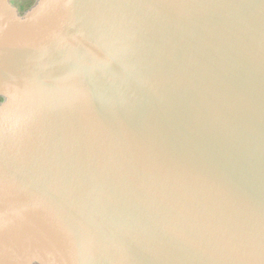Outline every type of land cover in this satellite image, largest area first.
Segmentation results:
<instances>
[{"label":"water","instance_id":"obj_1","mask_svg":"<svg viewBox=\"0 0 264 264\" xmlns=\"http://www.w3.org/2000/svg\"><path fill=\"white\" fill-rule=\"evenodd\" d=\"M0 0V264H264V0Z\"/></svg>","mask_w":264,"mask_h":264},{"label":"rangeland","instance_id":"obj_2","mask_svg":"<svg viewBox=\"0 0 264 264\" xmlns=\"http://www.w3.org/2000/svg\"><path fill=\"white\" fill-rule=\"evenodd\" d=\"M35 0H15L14 3L15 5L21 10L24 11L27 8H29Z\"/></svg>","mask_w":264,"mask_h":264}]
</instances>
